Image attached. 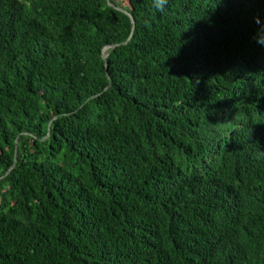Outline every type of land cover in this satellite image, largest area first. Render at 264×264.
I'll list each match as a JSON object with an SVG mask.
<instances>
[{
  "label": "trees",
  "instance_id": "trees-1",
  "mask_svg": "<svg viewBox=\"0 0 264 264\" xmlns=\"http://www.w3.org/2000/svg\"><path fill=\"white\" fill-rule=\"evenodd\" d=\"M151 5L0 0V264H264V0Z\"/></svg>",
  "mask_w": 264,
  "mask_h": 264
},
{
  "label": "clouds",
  "instance_id": "clouds-1",
  "mask_svg": "<svg viewBox=\"0 0 264 264\" xmlns=\"http://www.w3.org/2000/svg\"><path fill=\"white\" fill-rule=\"evenodd\" d=\"M168 4V0H152V7L159 12H163ZM257 23H260L259 19H257ZM257 43H264L259 37L257 36ZM264 153V152H262Z\"/></svg>",
  "mask_w": 264,
  "mask_h": 264
},
{
  "label": "bare ground",
  "instance_id": "bare-ground-1",
  "mask_svg": "<svg viewBox=\"0 0 264 264\" xmlns=\"http://www.w3.org/2000/svg\"><path fill=\"white\" fill-rule=\"evenodd\" d=\"M105 50H106V49H104L102 52L104 53Z\"/></svg>",
  "mask_w": 264,
  "mask_h": 264
},
{
  "label": "water",
  "instance_id": "water-1",
  "mask_svg": "<svg viewBox=\"0 0 264 264\" xmlns=\"http://www.w3.org/2000/svg\"><path fill=\"white\" fill-rule=\"evenodd\" d=\"M104 57V56H103Z\"/></svg>",
  "mask_w": 264,
  "mask_h": 264
}]
</instances>
